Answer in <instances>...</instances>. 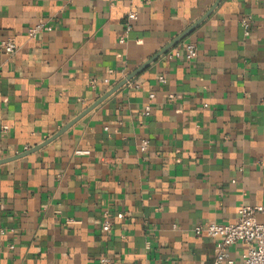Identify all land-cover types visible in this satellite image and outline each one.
Instances as JSON below:
<instances>
[{
    "label": "crops",
    "instance_id": "1",
    "mask_svg": "<svg viewBox=\"0 0 264 264\" xmlns=\"http://www.w3.org/2000/svg\"><path fill=\"white\" fill-rule=\"evenodd\" d=\"M186 43L196 59L165 53L0 165V264H215L195 227L264 206V0H0V159Z\"/></svg>",
    "mask_w": 264,
    "mask_h": 264
},
{
    "label": "built area",
    "instance_id": "2",
    "mask_svg": "<svg viewBox=\"0 0 264 264\" xmlns=\"http://www.w3.org/2000/svg\"><path fill=\"white\" fill-rule=\"evenodd\" d=\"M115 2L117 0H110ZM134 2L135 0H129ZM128 20L136 19V13L131 12L128 15ZM241 25L246 37L250 35L251 23L247 18L241 20ZM129 24L125 25L124 36L120 39V43L126 42V37L130 32ZM52 31L51 26L45 24H37L28 30L30 38H37L43 32ZM2 50L7 54H13L17 49V44L14 38H9L1 45ZM166 57L170 60H187L191 61L198 57L197 46L193 43H186L182 46L171 49L166 53ZM159 80L164 83L165 78L160 77ZM154 95H150V102ZM144 115H151V104L147 105L144 110ZM148 140L142 141L141 150L146 151L148 148ZM104 229H109L110 224L105 223ZM196 235H207L210 238L217 240L215 264H234L230 258L229 250L238 243L245 246V252L242 255V264H264V206L261 205H243L239 208L238 219L230 224H218L207 222L203 225L196 226L194 229ZM10 249H14L10 246ZM110 260L103 258L101 264H109Z\"/></svg>",
    "mask_w": 264,
    "mask_h": 264
},
{
    "label": "water",
    "instance_id": "3",
    "mask_svg": "<svg viewBox=\"0 0 264 264\" xmlns=\"http://www.w3.org/2000/svg\"><path fill=\"white\" fill-rule=\"evenodd\" d=\"M210 13V12H209ZM208 13V14H209ZM206 17L202 18L199 22H197L191 29L193 30L197 25H199ZM189 31V32H190ZM183 37V36H182ZM181 37V38H182ZM178 39L179 40H181ZM177 42V41H176ZM174 42V44L176 43ZM171 44L170 46H167L166 48H164L163 50H161L160 52H158L155 56H153L150 60H148L147 62H145L142 66H140L139 68H137L135 71H133L129 76H127L123 81H121L118 85H116L114 88H112L109 92H107L106 94H104L101 98H99L89 109H87L83 114H81L78 118H76L74 121H72L71 123H69L68 125H66L64 128H62V130H60V132H58L57 134H55L52 138H50L49 140L45 141L43 144L38 145L26 152H24L23 154H20L18 156H15L13 158H4V159H0V165L11 162L13 160L28 156L32 153H35L36 151L40 150L41 148H43L44 146H46L47 144H49L50 142L54 141L56 138H58L59 136H61L62 134H64L71 126H73L79 119H81L84 115H86L87 113L91 112L93 109H95L97 106H99L102 102H104L108 97H110L112 94H114L116 91H118L122 86H124L125 84H127L128 82L132 81L134 78H136L143 70H145L152 62H154L155 60H157L159 57H161L162 55H164L165 53H167V51L174 45Z\"/></svg>",
    "mask_w": 264,
    "mask_h": 264
}]
</instances>
